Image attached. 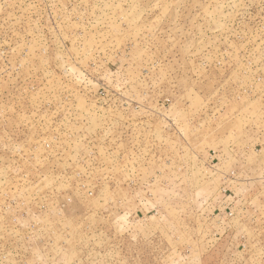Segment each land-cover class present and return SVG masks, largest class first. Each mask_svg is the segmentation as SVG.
<instances>
[{
    "label": "rangeland",
    "instance_id": "obj_1",
    "mask_svg": "<svg viewBox=\"0 0 264 264\" xmlns=\"http://www.w3.org/2000/svg\"><path fill=\"white\" fill-rule=\"evenodd\" d=\"M0 264H264V0H0Z\"/></svg>",
    "mask_w": 264,
    "mask_h": 264
}]
</instances>
